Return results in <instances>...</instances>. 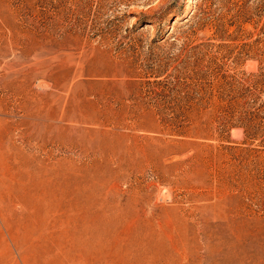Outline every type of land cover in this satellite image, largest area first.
<instances>
[{
	"label": "rangeland",
	"instance_id": "obj_1",
	"mask_svg": "<svg viewBox=\"0 0 264 264\" xmlns=\"http://www.w3.org/2000/svg\"><path fill=\"white\" fill-rule=\"evenodd\" d=\"M0 264H264V0H0Z\"/></svg>",
	"mask_w": 264,
	"mask_h": 264
},
{
	"label": "bare ground",
	"instance_id": "obj_2",
	"mask_svg": "<svg viewBox=\"0 0 264 264\" xmlns=\"http://www.w3.org/2000/svg\"><path fill=\"white\" fill-rule=\"evenodd\" d=\"M26 201L27 203H20V205L23 207V209H27V211L30 212V214H28L29 219H25V222L22 221V223H24V230L26 231V234H27L28 232L31 233L32 230H34L37 227V224L35 223L34 218H33L34 215L42 214L45 209H52L53 207L48 208L45 205H41V202L36 201V200L34 201L31 196H29V198ZM26 222H29V223H26Z\"/></svg>",
	"mask_w": 264,
	"mask_h": 264
}]
</instances>
